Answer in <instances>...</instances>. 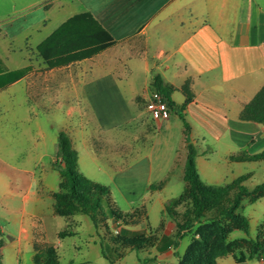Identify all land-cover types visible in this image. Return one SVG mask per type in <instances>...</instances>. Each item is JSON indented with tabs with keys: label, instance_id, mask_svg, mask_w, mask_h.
Masks as SVG:
<instances>
[{
	"label": "crops",
	"instance_id": "1",
	"mask_svg": "<svg viewBox=\"0 0 264 264\" xmlns=\"http://www.w3.org/2000/svg\"><path fill=\"white\" fill-rule=\"evenodd\" d=\"M96 1L99 0H77L81 8L77 13L90 12L114 38L115 10L108 5L96 8ZM53 3L54 0H48L44 7L48 9ZM20 11L16 6L6 9L0 0V117L7 119V114L15 112L20 123L36 126L35 133L30 129L29 138L40 151L35 157L38 167H45L43 160L49 157L55 169L58 134L65 130L78 151L79 170L109 186L114 200H123L129 208L124 212L145 210V218L123 227L132 231L146 230L159 237L146 254L159 256L160 260H166L163 263L176 259L175 227L164 210L167 201L185 189L183 176L188 144L197 149V170L208 184L223 185L243 174L251 176L258 165L254 163L264 161L231 159L244 152L255 154L264 149V123L240 118L244 106L264 85V0H155L150 10L136 11L135 16L140 19L130 35L120 40L114 38V45L92 57L66 62L64 56L58 59L55 54L62 36L49 38L67 19L56 23L43 15L38 19H15L7 26L3 20ZM121 43H125L126 53L115 56L114 68L104 61ZM61 60L63 62L57 65ZM78 62H88L91 66L81 70L78 83L62 84L58 96L56 91L50 90L49 84L45 87L47 95L43 97L40 86L29 88L25 84L26 79L38 75L41 68L52 72ZM24 68L26 72L18 77L15 73ZM156 75H161L164 82L173 87L171 98L176 103L175 107L170 106V117L159 121L150 111L141 108L157 92L152 85ZM67 77L69 80L73 74ZM186 82L193 93L189 102L183 90ZM30 92L37 96L29 100ZM41 113L56 134L51 140L54 148L48 152L47 130L42 127ZM123 126L132 128L126 136L120 131ZM151 131H154L152 143L144 154V140H148ZM27 172L33 174L28 186H25L26 177L21 175L14 188L20 194L25 187L31 189L34 185V169ZM174 175L179 184L184 185L181 193L173 190L176 187L178 190V186L172 184ZM162 182L160 188H152ZM55 191L49 194L52 195L51 206L46 209L43 205L31 218L25 205L4 207L14 213L6 214L4 219L8 224L0 228V233L7 238L0 252L13 251L17 264H23L24 253H31L29 264H33V254L46 246H55L59 254L71 245L81 248L70 238L81 233L84 223L91 226L90 218L82 213L57 214ZM9 195L14 196L12 192ZM29 198V195L24 197ZM36 201H44L43 196ZM152 214L154 218L150 219ZM163 220L165 226L159 229ZM67 227L74 233L60 237V231ZM89 234H98L96 226ZM87 247L89 249V244ZM94 248L100 249L101 257L83 262L110 264L96 240ZM134 252L130 251L119 263ZM230 255L233 257L232 254L219 257L218 264ZM259 263L264 264V261L258 260Z\"/></svg>",
	"mask_w": 264,
	"mask_h": 264
},
{
	"label": "trees",
	"instance_id": "2",
	"mask_svg": "<svg viewBox=\"0 0 264 264\" xmlns=\"http://www.w3.org/2000/svg\"><path fill=\"white\" fill-rule=\"evenodd\" d=\"M94 24H98L99 27ZM58 36H62V40L55 54L58 59L64 56L65 62L92 57L116 43L113 36L88 11L67 19L49 39ZM61 62L63 60L57 62V65ZM50 65L54 64L50 62ZM26 70V68L20 69L15 74L19 77ZM152 85L169 106H176L171 98L173 87L166 84L161 75L154 76ZM183 90L187 102L191 101L193 93L189 82L183 85ZM185 105L186 103L181 107L184 108ZM240 118L264 123V85L244 106ZM185 126L189 128L186 122ZM196 156L197 149L189 143L183 176L186 182L185 189L179 196L169 199L164 210L168 218L176 221L177 232L173 242L175 246H178L180 240L188 234L196 233L179 264H218V258L227 254H232L237 264H246L247 261L255 258L264 261V224L258 228L255 238L229 240V234L234 229L249 231L250 220L240 208L244 199L254 203L264 197V182L249 188L245 184L250 176L247 173L227 184H208L200 177ZM231 159L264 160V149L255 154L244 152L232 156ZM56 160L61 164L58 169L61 178L59 189L54 193V209L57 214H85L99 231L102 227H106L109 218H113L116 222L122 220L127 226L133 223L132 219H138L142 213L145 214L143 208H137L132 213L124 212L114 200L109 186L85 176L79 170L78 151L65 130H61L58 134ZM162 185L163 182L155 184L152 188H160ZM183 203L188 207L181 216L176 208ZM163 225L164 220L159 229ZM73 233L72 229H64L59 235L64 237ZM156 238L158 237L155 233L146 230L132 231L121 227L118 235L112 239L116 247L109 249L102 247V254L110 264H116L123 259L128 249L139 254L141 250L154 246L157 242ZM57 253L54 246L39 248L34 255V264H61ZM151 260L154 258L141 259L139 255L141 264Z\"/></svg>",
	"mask_w": 264,
	"mask_h": 264
},
{
	"label": "rangeland",
	"instance_id": "3",
	"mask_svg": "<svg viewBox=\"0 0 264 264\" xmlns=\"http://www.w3.org/2000/svg\"><path fill=\"white\" fill-rule=\"evenodd\" d=\"M5 3L6 9L10 10L13 8V6H16L17 8H20L21 11L19 14H11V16L7 17L5 20V24L7 26H11L12 22L15 19H18L20 21H24L27 18L35 17L38 19L39 17L45 15L51 18L56 23H61L65 19H69L70 17L78 14L80 8V4L77 2V0H54V3L51 7L46 9L44 6L48 2V0H3ZM155 4V0H110L108 3H103L102 1H96L94 2V6L96 8H99L101 6L105 7V5H108L109 8L115 10V39L120 40L125 35H130L132 33V27L135 25V22H137L140 18L135 16L140 9L142 12H145L147 8L150 10ZM81 13V12H80ZM28 14V15H27ZM27 16V17H25ZM126 37V36H125ZM125 43L119 44L116 48L112 49L109 53V56L104 61L105 63H110V66H113L115 68V56L121 55L122 53H126L125 49ZM112 62H114L112 64ZM87 65L86 67L84 66ZM91 66L88 62H78L74 63L72 65L66 66V67H58L52 72L48 69L41 68L39 70V74L36 76H30L28 79H26V83L29 88H33V86H40V96H46L47 95V89L45 88L47 84L50 86V90L56 91V95L58 96V90L60 86L64 83H67L68 85H74L75 81L78 83L79 76L81 72ZM117 67V66H116ZM119 68H122L119 66ZM82 70V71H81ZM47 74H50L48 77ZM63 74H66V78H64ZM73 74V77H70L68 80L67 75ZM66 79V80H65ZM73 87V86H72ZM44 88V89H42ZM32 90V89H31ZM29 100L32 97L37 96V93L30 92L28 94ZM16 96V95H15ZM39 96V97H40ZM17 107V106H16ZM142 109L149 111V103H144L141 106ZM16 109V108H15ZM13 114V115H11ZM15 112H11L9 115L7 114V119H4L3 116L0 117V228L4 225H7L8 223L4 219L6 214L8 213H14V211H8L4 208L8 205H12L10 207L12 208H19L21 205H25L27 208V214L28 217L31 218L34 213H36L38 208L44 207L47 209L51 206L52 203V195H49L51 191H57L59 189V183H60V174L57 171L59 169V165H61L57 160L54 161V168L53 169L49 162V157H45L43 162L46 164V166H35V157L36 153H40V151L35 147L33 144L32 139H30V135L35 133L36 126L32 124L20 123L16 118L17 116L14 115ZM41 119L43 122L42 127H44L47 130V137H48V147L46 151H51L52 148H54V145L51 144V140L54 137L55 139V130H53L52 126L48 123L46 116L41 113ZM27 129V131H26ZM132 129L128 126H123L120 128V131L122 130V134L125 136L127 135L128 131ZM154 131H151L150 137H148V140H144V154L148 151V147L152 143V137L154 134ZM139 148V147H138ZM47 151V152H48ZM33 155H35L33 157ZM253 164V163H248ZM258 164L255 169H253L254 172H251L252 175L247 180L246 185L249 188H254L256 185L264 182V161L261 163H254ZM34 169V185L31 189L28 187H25L24 190L21 192H16L14 189L17 184H19L20 176L23 175L26 177V184L25 186L29 184L33 174L30 172H27L28 170ZM57 169V170H56ZM252 171V170H249ZM13 185H12V184ZM178 183V184H176ZM176 186H178L176 189L174 188V191H178L177 193H181L184 189V185L181 186L179 184V181L177 180V176H173V183ZM172 186V185H171ZM13 193L14 196L11 197L9 193ZM42 192V193H41ZM7 193V194H6ZM27 195L30 196L28 200H25L24 197H27ZM43 196L44 201H36V198L39 196ZM178 195V194H177ZM12 200V201H11ZM118 206L124 211L125 209H129L126 205V203L123 200L117 201ZM150 209L152 206H150ZM187 204L183 203L181 205H178L176 210L179 212V214L182 216L183 212L187 208ZM240 211L246 215L250 220V228L249 231H243L241 229H234L229 234V240H236L244 237H255L258 234V227H260L262 224H264V197L260 198L254 203L249 202L247 199H245L242 202ZM165 216L168 217L166 214ZM144 217V213H142L138 219H132L133 223L128 224L132 225L140 221V219ZM154 218V215H150V219ZM170 221L174 224L175 234L177 232L176 227V221L174 219H171L169 217ZM91 226L87 223H84L83 230L79 235H77L74 238H70V241L76 242L81 248H74L73 245L71 247L65 248L66 250H61V254L57 253L60 259L61 264H77V263H83L86 259H92L96 260L100 256V249L96 250L94 248V240L98 241L100 243L101 249L102 247L105 249L109 248H115V243L112 241L118 235L119 230L121 227L125 226L126 224L120 220L118 222L115 221L114 226V219L109 218L108 223L106 224V227H102L101 231L97 230L98 234L90 235V231L92 228H94L95 225L92 223L90 219H88ZM165 224L162 226L164 228ZM147 228L150 229L149 223L147 222ZM15 231L17 230V227L13 228ZM65 229H71V227H67ZM194 234H188L183 239L180 240L179 245L175 246L176 249V259H173L171 261H168L167 263H163L166 260H160L159 256H149V254H146L147 250H150L154 246H149L145 250H141L139 254L137 255L136 251L129 256L126 257L125 261L123 263H119L121 260L117 261L116 264H141V262H138L137 257L141 259L146 258H154V260L148 261L146 264H179L180 259L182 258L183 254L187 250L188 246L192 242ZM94 238V239H93ZM159 238V237H158ZM158 238H156L158 240ZM7 241V238L0 233V246ZM156 243V242H155ZM86 244H89L86 248ZM90 246H92L90 248ZM55 247V246H54ZM68 249V250H67ZM130 249H128L125 253V256L130 253ZM34 255L33 254V264H34ZM137 255V256H136ZM61 256V257H60ZM124 256V257H125ZM123 257V258H124ZM23 264H29L31 263V253H24L22 258ZM17 256L16 254L6 249L5 252H0V262L1 264H17L16 262ZM98 260V259H97ZM228 260L230 261L228 263ZM259 259L255 258L250 261L249 264H257V261ZM220 264H237L233 257L230 255L228 257H223ZM263 264V263H259Z\"/></svg>",
	"mask_w": 264,
	"mask_h": 264
},
{
	"label": "built area",
	"instance_id": "4",
	"mask_svg": "<svg viewBox=\"0 0 264 264\" xmlns=\"http://www.w3.org/2000/svg\"><path fill=\"white\" fill-rule=\"evenodd\" d=\"M148 103L151 116L155 120L159 121L170 117L171 107L158 91L154 93L152 99Z\"/></svg>",
	"mask_w": 264,
	"mask_h": 264
}]
</instances>
